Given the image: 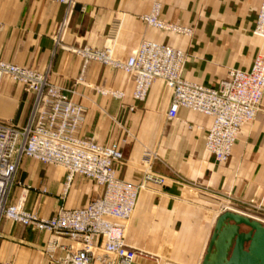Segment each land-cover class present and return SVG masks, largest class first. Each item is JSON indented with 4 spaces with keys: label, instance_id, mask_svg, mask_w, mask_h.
<instances>
[{
    "label": "crops",
    "instance_id": "1",
    "mask_svg": "<svg viewBox=\"0 0 264 264\" xmlns=\"http://www.w3.org/2000/svg\"><path fill=\"white\" fill-rule=\"evenodd\" d=\"M155 2L162 4V18L192 27L193 34L148 26L141 16ZM260 2L76 0L67 7L53 0H0V58L46 72L53 83L74 89V100L86 108L80 135L121 144L120 178L139 183L144 151L157 153L146 168L162 176L164 184L149 182L134 215L120 221L127 243L138 250L132 264H202L228 205L262 209L264 215V99L256 118L243 125L230 159L218 162L205 149L212 117L181 107L178 117L168 120L172 93L164 80L153 83L145 100H136L134 83L122 69L92 60L82 72L84 60L72 49H102L109 42L114 57L126 60L143 40L167 43L187 52L186 79L217 87L228 69H250L256 53H264V38L253 33ZM80 75L84 78L78 81ZM101 89L125 90L126 95L117 98ZM34 99L21 83L5 78L0 119L26 125ZM17 177L29 187L26 208L43 217L61 207L85 206L103 193L102 186L81 174L67 187L63 167L28 157ZM20 194L15 184L10 202ZM0 232V263L54 264L45 253L50 233L6 218Z\"/></svg>",
    "mask_w": 264,
    "mask_h": 264
},
{
    "label": "built area",
    "instance_id": "2",
    "mask_svg": "<svg viewBox=\"0 0 264 264\" xmlns=\"http://www.w3.org/2000/svg\"><path fill=\"white\" fill-rule=\"evenodd\" d=\"M72 7L76 0H53ZM162 4L155 2L141 16L151 27L191 36L193 28L161 17ZM254 34L264 37V0H261ZM83 60V70L92 60L122 69L134 83L133 98L143 101L157 79L165 81L172 93L167 119L178 117L185 107L212 117L205 135V149L216 161L230 159L243 125L253 121L264 99V57L258 54L250 69L230 68L217 87L190 81L183 75L187 52L167 43L143 40L126 60L114 57L109 42L102 49L89 46L73 48ZM5 78L21 83L35 95L26 125L0 119V226L4 218L23 226L50 233L45 253L54 264H132L138 250L126 241L127 221L134 215L140 192L149 182L164 184L165 179L151 169L157 153L143 154L144 177L135 183L117 175L116 165L125 154L121 144H103L80 135L86 114L83 104L73 98L74 89L53 83L48 73L0 58V86ZM80 75L78 81L83 80ZM117 98L125 90L101 89ZM36 159L66 170L67 187L76 174L84 175L103 187V193L87 205L61 207L56 214L43 217L27 209V193L12 203L15 184L23 158ZM28 186L23 190L28 192ZM44 191H46L44 189ZM1 236V232H0ZM0 264H13L11 261Z\"/></svg>",
    "mask_w": 264,
    "mask_h": 264
},
{
    "label": "water",
    "instance_id": "3",
    "mask_svg": "<svg viewBox=\"0 0 264 264\" xmlns=\"http://www.w3.org/2000/svg\"><path fill=\"white\" fill-rule=\"evenodd\" d=\"M240 224L251 231L240 232ZM202 264H264V224L234 211L221 214Z\"/></svg>",
    "mask_w": 264,
    "mask_h": 264
},
{
    "label": "rangeland",
    "instance_id": "4",
    "mask_svg": "<svg viewBox=\"0 0 264 264\" xmlns=\"http://www.w3.org/2000/svg\"><path fill=\"white\" fill-rule=\"evenodd\" d=\"M258 17V16H257ZM255 29V28H254ZM253 33H254V31H253ZM261 38H263V37H261ZM258 54H262L263 55V57H264V53H262L261 51H258L257 53H256V55H255V57L258 55ZM255 57H254V59H255ZM263 105V104H262ZM262 108V107H261ZM22 180V179H21ZM19 185V184H18ZM19 186H21V194L23 195V194H26L27 192H26V190H23L24 189V186L23 185H19ZM20 194V195H21ZM228 205V204H227ZM232 206V207H231ZM231 206H229L228 205V207H229V209H231V210H233L234 212H236V213H239V214H241V215H244V216H248V217H250V218H253V219H256L257 221H260V222H262L263 224H264V215H263V210L262 209H256V211L255 212H252V211H249V210H247V209H244L243 207H241V206H234V205H231ZM234 207V208H233ZM236 208V209H235ZM229 209H226L225 211H223L222 212V214L223 213H225L226 211H230ZM232 223H234V221H231ZM239 231L240 232H244V233H249L250 231H251V227H249L248 225H246V224H240V229H239ZM248 245H249V242H247L246 243V247H248Z\"/></svg>",
    "mask_w": 264,
    "mask_h": 264
},
{
    "label": "bare ground",
    "instance_id": "5",
    "mask_svg": "<svg viewBox=\"0 0 264 264\" xmlns=\"http://www.w3.org/2000/svg\"><path fill=\"white\" fill-rule=\"evenodd\" d=\"M264 38V37H263ZM23 196L25 197L26 196V194H23Z\"/></svg>",
    "mask_w": 264,
    "mask_h": 264
}]
</instances>
